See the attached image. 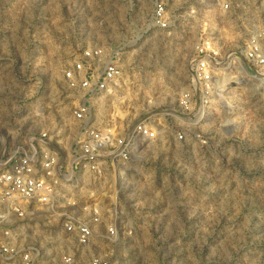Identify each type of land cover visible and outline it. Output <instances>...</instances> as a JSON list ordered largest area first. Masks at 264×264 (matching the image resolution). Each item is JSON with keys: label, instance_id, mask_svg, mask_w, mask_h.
Masks as SVG:
<instances>
[{"label": "rangeland", "instance_id": "rangeland-1", "mask_svg": "<svg viewBox=\"0 0 264 264\" xmlns=\"http://www.w3.org/2000/svg\"><path fill=\"white\" fill-rule=\"evenodd\" d=\"M152 1L0 0V143L67 136L79 125L77 109L102 127L146 117L160 135L131 173L176 211L159 214L177 223L176 248L188 244L212 264H264L263 106L244 94L229 95L230 105L210 102L198 71L214 70L194 53L205 36L235 46L263 0H229L230 12L216 0H162L163 30L149 26ZM98 49L120 74L109 94L89 95L67 74L76 62L87 68L86 53Z\"/></svg>", "mask_w": 264, "mask_h": 264}, {"label": "built area", "instance_id": "built-area-1", "mask_svg": "<svg viewBox=\"0 0 264 264\" xmlns=\"http://www.w3.org/2000/svg\"><path fill=\"white\" fill-rule=\"evenodd\" d=\"M216 5L230 12L229 0ZM165 6L152 1L149 26L156 30L169 27ZM243 23L230 49L211 36L196 44L198 66L214 70L198 75L210 102L230 105L229 95L244 94L264 110V0ZM100 54L89 51L88 67L76 62L67 74L89 95L109 94L120 74ZM73 114L79 125L67 136L41 132L0 143V264H212L191 256L188 244L176 248L177 223L159 215L176 211L159 206L146 177L131 173L158 140L157 128L146 117L121 128L98 126L90 111Z\"/></svg>", "mask_w": 264, "mask_h": 264}]
</instances>
